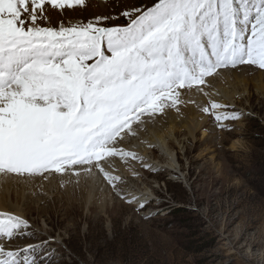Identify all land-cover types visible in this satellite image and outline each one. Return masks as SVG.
<instances>
[{
    "label": "snow or ice",
    "instance_id": "snow-or-ice-1",
    "mask_svg": "<svg viewBox=\"0 0 264 264\" xmlns=\"http://www.w3.org/2000/svg\"><path fill=\"white\" fill-rule=\"evenodd\" d=\"M46 5L86 0H0V182L23 184L40 205L83 183L147 212L132 162L152 165L135 149L155 147L151 130L189 104L217 131L235 130L244 113L214 99L209 78L264 72V0H156L115 25L105 15L52 26ZM54 246L64 247L59 233L0 211V264H58Z\"/></svg>",
    "mask_w": 264,
    "mask_h": 264
},
{
    "label": "rangeland",
    "instance_id": "rangeland-1",
    "mask_svg": "<svg viewBox=\"0 0 264 264\" xmlns=\"http://www.w3.org/2000/svg\"><path fill=\"white\" fill-rule=\"evenodd\" d=\"M155 2L86 0L85 8L62 12L45 7L52 26L105 15L119 17L111 22L115 25L126 22L123 11ZM260 72L264 73L245 71L244 83L232 82L239 94L234 104L226 103L244 113L233 122L234 131H217L212 118L205 116L206 133L200 131L196 141L186 140L187 153L178 149L183 173L173 178L137 166L155 192L147 212L133 211L122 201L124 205L115 206L110 217L100 216L99 210L90 212L82 204L80 195L71 197L59 188L40 209L33 206L34 213L27 218L33 227L60 234L64 247L54 246L59 249L58 264H264V76ZM228 90L233 93L231 85ZM180 132L179 137L184 134ZM149 151L153 157L159 155L156 146ZM72 202L81 208L67 214Z\"/></svg>",
    "mask_w": 264,
    "mask_h": 264
},
{
    "label": "bare ground",
    "instance_id": "bare-ground-1",
    "mask_svg": "<svg viewBox=\"0 0 264 264\" xmlns=\"http://www.w3.org/2000/svg\"><path fill=\"white\" fill-rule=\"evenodd\" d=\"M104 10H107L106 7H104ZM47 14L49 15V11ZM242 70H244L243 73H245V71L253 72L256 70V68L244 67L240 71ZM240 71H226L222 76L218 78H209L210 80H212V92L214 99L224 103H226L227 101H230L231 104L235 103L233 101V98L236 94H239V92L232 82L233 80L239 81V84L245 82L243 73L238 74V72ZM259 74L260 77L264 76V73L260 72ZM229 85H231V88H233V93L228 90ZM191 98L195 99L198 104H207V99L199 94H194ZM182 111L184 112L183 117H177L175 113H172L162 127L153 128L151 130V134L146 137V140L150 144L156 146V151L159 154L157 157H153V151H149L152 147H148L147 145L142 144L135 149L140 155H143L146 160L148 157V161L146 162H150V164L152 165V170L150 171H164L173 178L179 173H183V169L180 164L181 157L179 155L178 149H181L182 152L185 150V152L187 153L188 151H186L185 148L186 140L191 139L192 141H196L200 131H203L204 134L206 133L205 128L208 122L207 118L202 115L196 105L189 104L186 107L182 108ZM181 130L184 131V134H182L181 136L184 138L179 137V132ZM207 143L208 142H204L203 144L206 145ZM132 163L136 168L140 165L138 161ZM124 174L128 176V170H125ZM144 174L145 172H142V175ZM133 182L138 188L137 194L142 193L143 196L149 201L151 198H154L153 195H155V192L151 188L148 180L147 182H145L144 180ZM58 188L60 189V192L63 191L69 196L71 195V197H78L80 195V198L83 200L82 204L86 207L88 206L90 212L99 210L98 214L100 216H109V214L114 212L113 208L115 206L123 204L122 201H117L115 204H113V202L109 198V193L101 192L83 183H81L80 185L70 184L64 188L57 187V189ZM47 190L48 189L45 188V191ZM35 191L39 193L40 189L36 188ZM56 191L54 193L49 191L48 197L40 198L46 200V202L50 201L51 197L56 194ZM57 197L58 194L54 199H56ZM66 198L68 199V196H66L65 199ZM33 206L38 209L41 208V205L38 203L37 198L30 194L23 184H17L14 182H0V211H10L12 212V214L21 215V217L28 218L30 214L34 213V211L32 213L30 212ZM76 208L80 209L81 207H78L76 202H72L71 205L69 204V207L67 208V214H72L73 211L76 210ZM41 214H43V212H41ZM41 217L43 219V222L47 225V220H45L43 216ZM262 259H264V257H262Z\"/></svg>",
    "mask_w": 264,
    "mask_h": 264
}]
</instances>
